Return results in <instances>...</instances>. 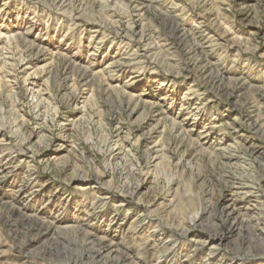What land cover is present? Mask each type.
<instances>
[{"label": "rangeland", "instance_id": "rangeland-1", "mask_svg": "<svg viewBox=\"0 0 264 264\" xmlns=\"http://www.w3.org/2000/svg\"><path fill=\"white\" fill-rule=\"evenodd\" d=\"M262 224L264 0H0V264H264Z\"/></svg>", "mask_w": 264, "mask_h": 264}, {"label": "bare ground", "instance_id": "bare-ground-1", "mask_svg": "<svg viewBox=\"0 0 264 264\" xmlns=\"http://www.w3.org/2000/svg\"><path fill=\"white\" fill-rule=\"evenodd\" d=\"M230 157V156H229ZM233 157H236V156H232ZM234 206V211H238L236 210V201L235 200H231L230 203L227 205V208H230V207H233ZM260 231L262 233H264V224H262V226L259 227ZM214 236H216L217 239H223V238H226L228 236V232H219L216 230V233L214 234ZM106 239V238H105ZM199 243L201 244L202 242L199 241ZM116 244V242L114 240H111V245H114Z\"/></svg>", "mask_w": 264, "mask_h": 264}]
</instances>
